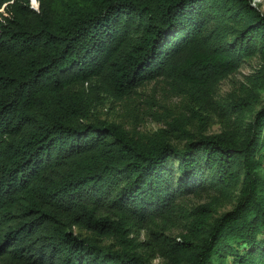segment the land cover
I'll return each instance as SVG.
<instances>
[{"label": "trees", "instance_id": "16d2710c", "mask_svg": "<svg viewBox=\"0 0 264 264\" xmlns=\"http://www.w3.org/2000/svg\"><path fill=\"white\" fill-rule=\"evenodd\" d=\"M252 58L259 71L218 99ZM157 80L221 130L100 116ZM262 91L253 0H0V264H264ZM202 191L233 208H188ZM177 218L178 236L165 234ZM146 225L147 239L131 236Z\"/></svg>", "mask_w": 264, "mask_h": 264}, {"label": "rangeland", "instance_id": "374dc122", "mask_svg": "<svg viewBox=\"0 0 264 264\" xmlns=\"http://www.w3.org/2000/svg\"><path fill=\"white\" fill-rule=\"evenodd\" d=\"M253 2L264 11V0H253ZM260 66L257 58H252L243 63L235 73L221 82L217 98L226 99L228 95L236 97L240 87L249 83L248 78L254 76L259 71ZM263 98L264 91L261 93L260 103L263 102ZM260 103L246 111V119L253 118L260 107ZM98 110L102 118L122 121L129 127H135L141 132H153L158 128H163L166 126V120L178 118L179 115L193 120L194 125L191 126L201 129L207 134L217 133L221 130V123L215 116H212V111L206 105L200 106L197 101H192L185 94L178 93L176 89L170 88L162 80L152 81L137 88L136 93L132 95V101L116 102L107 99ZM192 110L201 112L203 115H209L212 121L199 120L198 117H193ZM184 203L188 208H194L205 203L212 204L215 208L212 218L220 216L234 206V201L227 200L215 191H202L198 194L188 195L184 198ZM186 210L188 209L186 208ZM174 222L173 225L168 222L165 228H163L164 225H160L157 230L161 231L163 228L165 234L176 237L181 231L184 220L177 218ZM153 228L152 225L137 228L131 236H136L140 241L145 240L149 237L150 229ZM158 261V259H154V262Z\"/></svg>", "mask_w": 264, "mask_h": 264}, {"label": "clouds", "instance_id": "9594fccd", "mask_svg": "<svg viewBox=\"0 0 264 264\" xmlns=\"http://www.w3.org/2000/svg\"><path fill=\"white\" fill-rule=\"evenodd\" d=\"M33 3H35V0H33Z\"/></svg>", "mask_w": 264, "mask_h": 264}]
</instances>
